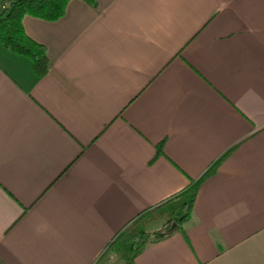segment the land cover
Masks as SVG:
<instances>
[{"label": "crops", "instance_id": "obj_1", "mask_svg": "<svg viewBox=\"0 0 264 264\" xmlns=\"http://www.w3.org/2000/svg\"><path fill=\"white\" fill-rule=\"evenodd\" d=\"M21 22L48 69L0 45V264H101L230 147L134 263L264 264V0H68Z\"/></svg>", "mask_w": 264, "mask_h": 264}, {"label": "trees", "instance_id": "obj_2", "mask_svg": "<svg viewBox=\"0 0 264 264\" xmlns=\"http://www.w3.org/2000/svg\"><path fill=\"white\" fill-rule=\"evenodd\" d=\"M68 0H5L0 5V45L6 50L28 58L33 74L38 77L46 73L48 58L43 44L29 37L22 25L23 15L44 20L59 18ZM93 4L94 0H83ZM161 141L155 145L154 157L162 153ZM225 150L211 165L176 193L154 206L140 211L122 227L109 243V249L123 264H135L134 258L144 246L161 239L179 228L188 217L200 181L215 170L217 164L230 151ZM159 221V227L148 229L151 222Z\"/></svg>", "mask_w": 264, "mask_h": 264}, {"label": "rangeland", "instance_id": "obj_3", "mask_svg": "<svg viewBox=\"0 0 264 264\" xmlns=\"http://www.w3.org/2000/svg\"><path fill=\"white\" fill-rule=\"evenodd\" d=\"M160 222H155V223H150L147 228L150 229H155L157 227H159ZM107 257V258H106ZM105 258H103V260L101 261V264H122V261L120 259H116V254L114 251H110L107 256Z\"/></svg>", "mask_w": 264, "mask_h": 264}]
</instances>
